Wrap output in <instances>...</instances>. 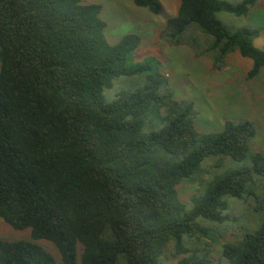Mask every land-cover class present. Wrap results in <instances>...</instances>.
Listing matches in <instances>:
<instances>
[{"label":"trees","instance_id":"obj_1","mask_svg":"<svg viewBox=\"0 0 264 264\" xmlns=\"http://www.w3.org/2000/svg\"><path fill=\"white\" fill-rule=\"evenodd\" d=\"M133 2L163 12L160 0ZM258 2L181 0L166 30L176 41L195 24L212 38L206 52L216 70L238 51L253 61L252 79L264 67L260 30L229 29L217 13L246 17ZM101 10L82 0H0V218L34 239L0 237V264H160L171 241L174 264H213L210 231L196 221L223 222V196L254 194V177L264 176V153L250 148L256 127L229 120L200 132L194 103L159 95L152 83L107 101L113 78L134 72L126 63L141 38L109 42ZM211 155L249 163L204 180ZM182 182H200L190 203L179 197ZM256 204L264 215V188ZM39 239L55 244L62 263ZM222 256L264 264V216L224 243Z\"/></svg>","mask_w":264,"mask_h":264},{"label":"rangeland","instance_id":"obj_2","mask_svg":"<svg viewBox=\"0 0 264 264\" xmlns=\"http://www.w3.org/2000/svg\"><path fill=\"white\" fill-rule=\"evenodd\" d=\"M160 1L163 12L155 14L146 7L137 6L133 0H82L83 3L102 5L100 16L106 22L105 35L109 42L115 43L128 33H136L141 38L126 63L127 68L134 72L113 78L112 86L104 89V98L111 101L123 89L135 90L152 83L159 95L171 93L174 99L194 103V124L200 132L221 131L229 120L252 121L256 135L250 141V148L264 153V67L256 77L247 78L253 61L234 51L226 56L224 68L216 70L210 52H206L212 38L192 24L176 37L179 40L171 39L166 21L176 15L181 0ZM217 18L229 29L245 26L259 29L260 35L255 44L264 47V0H259L246 17L218 12ZM247 163L223 155H211L202 162L199 176L208 180L215 174L243 167ZM251 185L254 194L245 199L222 197L228 206L224 215H229V219L218 222L199 218L196 221L210 231L205 240L211 248L209 257L213 264H229L222 256L223 244L236 243L246 232L258 229L263 220V213L256 208V196L263 192L264 176L256 175ZM199 186L200 182L180 183L177 186L180 199L190 203ZM0 237L34 240L30 228L15 229L2 218ZM190 240L194 242L195 239L184 237L187 246H192ZM36 242L62 263L55 244L43 239ZM172 242L166 247V258L162 262L160 258V264L177 262L178 258L172 253ZM118 264H123L122 260Z\"/></svg>","mask_w":264,"mask_h":264}]
</instances>
